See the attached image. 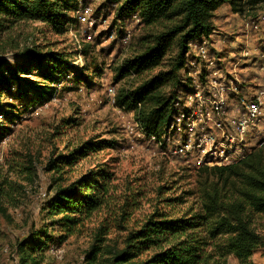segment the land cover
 <instances>
[{"label":"rangeland","instance_id":"rangeland-1","mask_svg":"<svg viewBox=\"0 0 264 264\" xmlns=\"http://www.w3.org/2000/svg\"><path fill=\"white\" fill-rule=\"evenodd\" d=\"M79 2L90 8L91 26L77 23L74 11L67 8L64 14L71 24L61 35L41 23L0 22L7 27L0 32L1 68L16 77L9 83L13 90L0 93V184L6 208L5 216L0 215V264H30L25 263L19 245L33 235L46 244L41 264H89L86 255L92 245L102 247L97 263L102 264L110 256L104 252L121 250L128 233L137 231L148 218L187 219L199 208V189L205 177L197 174L199 168L191 156L173 155L176 133L159 146L142 133L132 112L115 104L121 90H133L171 68L177 54L175 41L157 68L116 80L121 65L151 45L166 24L146 26L134 15L119 19L116 7L106 0ZM262 2L238 0L236 6H221L212 19L215 31L207 39L217 69L236 75L238 87H248L244 92L264 88V62L257 55L263 51L260 37L248 34L245 49L240 30L245 17L260 12ZM25 50L42 56L63 54L68 57L67 65L59 76H51L52 80L56 77L55 83L48 82V61L27 68ZM195 58L191 52L185 59ZM81 68L88 69L87 81L78 80ZM69 119L75 123L68 125ZM83 144H89L87 150ZM92 146H101V150L90 152ZM81 147L85 155L78 156L71 167L48 170L50 160ZM254 148L259 149L257 144ZM97 174L111 175L105 205L64 238L55 223L57 217L47 214L49 199L57 187ZM93 181L98 183L99 177ZM251 226L263 245L248 263L264 264V216L254 215ZM103 227L101 236L95 238ZM222 264L239 263L228 256Z\"/></svg>","mask_w":264,"mask_h":264},{"label":"trees","instance_id":"trees-1","mask_svg":"<svg viewBox=\"0 0 264 264\" xmlns=\"http://www.w3.org/2000/svg\"><path fill=\"white\" fill-rule=\"evenodd\" d=\"M237 1L106 0L116 7L119 19L134 15L146 26L166 24L163 31L153 37L151 45L121 65L116 80L157 68L171 43L176 42L177 54L168 71L143 81L133 90H121L115 97L116 106L133 113L135 124L147 138L154 137L160 142L178 113L175 104L188 89L182 82L181 71L185 68L190 45L212 35L215 31L212 24L214 13L224 4L236 6ZM69 3L65 0H0V22L10 25L41 23L54 34L61 35L71 24L65 10L75 11L80 5L79 0H70ZM6 29L0 24V32ZM22 54L27 68L33 69L42 61H48L50 74L45 77L48 82L55 83L56 77L52 80L51 76H59L60 69L67 65L68 57L63 54L46 53L42 56L27 50ZM87 72V68H81L78 80L87 81ZM11 80H16L15 75L3 71L0 64V93L13 90L9 86ZM164 87L168 91L162 93ZM73 123L75 121L71 119L67 122L68 125ZM101 144L108 146L106 142ZM82 147L87 150L89 144ZM82 147L50 160L48 170L53 172L63 166L71 167L78 156L85 155ZM92 148L90 152L101 150V146ZM197 174L203 175L205 180L199 189V208L195 214L187 219L148 218L137 231L128 233L121 250L105 251L104 254L110 256L102 264H222L228 256H233L239 264H249L255 249L263 245L262 237L251 224L254 215L264 216V145L234 165L202 167ZM95 177H99L98 183L93 181ZM110 180L111 175H90L56 188L46 211L49 217H57L55 223L60 226L64 238L77 231L105 205ZM2 200L0 184V215L5 216ZM103 230L104 227L95 238L100 237ZM36 236L19 245L25 263L42 262L41 253L46 244ZM220 238H223L222 243L213 245ZM102 254L101 246L92 245L86 258L89 264H97Z\"/></svg>","mask_w":264,"mask_h":264},{"label":"built area","instance_id":"built-area-1","mask_svg":"<svg viewBox=\"0 0 264 264\" xmlns=\"http://www.w3.org/2000/svg\"><path fill=\"white\" fill-rule=\"evenodd\" d=\"M260 12L253 18L243 19L241 35L245 49L247 35H259L263 51L258 61L264 62V0ZM91 10L82 4L74 11V20L91 26ZM208 39V38H207ZM202 38L190 45L195 60L188 61L181 71L182 82L188 89L175 104L178 113L173 117L161 137L164 145L169 135L176 133L173 155L191 156L197 168L227 167L242 161L254 148L264 145V88L244 92L238 87L236 75H226L211 58L209 43ZM263 70L261 66L259 72ZM255 140V142H252ZM255 149V148H254Z\"/></svg>","mask_w":264,"mask_h":264}]
</instances>
